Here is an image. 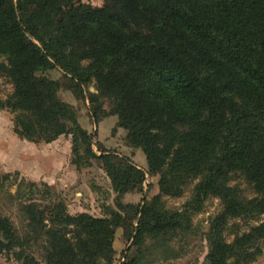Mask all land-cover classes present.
<instances>
[{
	"label": "trees",
	"instance_id": "obj_1",
	"mask_svg": "<svg viewBox=\"0 0 264 264\" xmlns=\"http://www.w3.org/2000/svg\"><path fill=\"white\" fill-rule=\"evenodd\" d=\"M105 1L94 9L81 0H0L2 70L14 86L0 107L17 113V133L37 143L69 134L90 140L72 106L60 100L59 84L38 76L57 66L78 97L96 83L100 93L91 103L111 101L164 194L180 195L199 179V204L217 195L227 218L264 215V0ZM101 160L120 194L144 184L146 174L136 167ZM231 173L250 180L258 197L241 202L228 186ZM160 207L155 197L139 211L135 242L146 232L181 228V218ZM58 210L53 224L74 226L76 243L62 239L67 257L56 264H94L96 258L110 264L121 215L108 220ZM262 241L264 223L233 244L212 236L208 264H243L240 258L254 256ZM0 245L20 246L2 219Z\"/></svg>",
	"mask_w": 264,
	"mask_h": 264
},
{
	"label": "rangeland",
	"instance_id": "obj_2",
	"mask_svg": "<svg viewBox=\"0 0 264 264\" xmlns=\"http://www.w3.org/2000/svg\"><path fill=\"white\" fill-rule=\"evenodd\" d=\"M81 3L94 9L107 5L105 0ZM2 65H7V60L0 56V102H5L14 86ZM38 76L59 84L60 100L72 106L90 140L69 134L51 143L33 142L17 133V113L0 107V219L8 221L20 241V246L11 249L0 245V264H56L67 257L66 244L73 246L76 240L74 226L53 224L61 206L65 215L72 217L87 214L114 220L115 213L121 215L124 223L115 230V254L110 264H208L212 236L233 244L237 237L264 223V215L225 217L224 202L217 195L199 204V179L183 186L180 195L164 194L160 176L149 174L146 155L129 143L128 132L120 127L111 101L100 98L91 103V95L100 93L95 82L84 87L83 96L78 97L74 82L59 67L39 72ZM141 155L145 162H141ZM104 156L111 157L118 168L125 170L130 165L145 173L144 184L125 194L117 192L101 160ZM228 186L241 202L258 197L255 185L239 173L229 175ZM155 197L160 198L159 210L178 215L182 226L158 234L146 232L137 243L134 237L139 211ZM1 241L8 243L3 238ZM251 252L254 256H243L240 262L264 264V241ZM94 264L109 263L96 258Z\"/></svg>",
	"mask_w": 264,
	"mask_h": 264
},
{
	"label": "crops",
	"instance_id": "obj_3",
	"mask_svg": "<svg viewBox=\"0 0 264 264\" xmlns=\"http://www.w3.org/2000/svg\"><path fill=\"white\" fill-rule=\"evenodd\" d=\"M129 151H130V152H134L133 149H130V148H129ZM140 160H141V162H142L143 160H144V162H145V159H144V157H143L142 155L140 156Z\"/></svg>",
	"mask_w": 264,
	"mask_h": 264
},
{
	"label": "water",
	"instance_id": "obj_4",
	"mask_svg": "<svg viewBox=\"0 0 264 264\" xmlns=\"http://www.w3.org/2000/svg\"><path fill=\"white\" fill-rule=\"evenodd\" d=\"M62 230H64L65 232H68V228L67 227H63Z\"/></svg>",
	"mask_w": 264,
	"mask_h": 264
}]
</instances>
